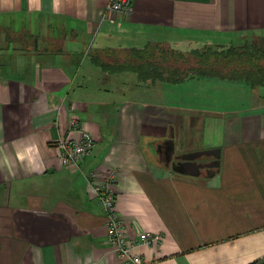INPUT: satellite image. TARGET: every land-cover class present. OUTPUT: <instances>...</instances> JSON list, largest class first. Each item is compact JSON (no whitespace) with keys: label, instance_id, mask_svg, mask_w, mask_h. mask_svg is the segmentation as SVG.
<instances>
[{"label":"crops","instance_id":"0c3cea01","mask_svg":"<svg viewBox=\"0 0 264 264\" xmlns=\"http://www.w3.org/2000/svg\"><path fill=\"white\" fill-rule=\"evenodd\" d=\"M111 1L0 0V28L36 37L27 50L0 53V264H127L111 248L92 172L115 173L129 236L163 235L160 247L132 249L143 264L262 260L264 91L243 102L245 92L225 91L215 77L146 83L103 69L93 54L243 42L264 35V0H131L130 12H106ZM195 84L209 92L189 94L202 96V108L183 106L186 95L174 91ZM72 110L95 139L78 166L63 165L55 144L75 136ZM170 139L175 158L220 148L219 170L176 171Z\"/></svg>","mask_w":264,"mask_h":264},{"label":"trees","instance_id":"16d2710c","mask_svg":"<svg viewBox=\"0 0 264 264\" xmlns=\"http://www.w3.org/2000/svg\"><path fill=\"white\" fill-rule=\"evenodd\" d=\"M259 36L264 37L262 34ZM35 43L34 35L21 36L11 29L0 28V53L8 45L27 50L28 45ZM103 52L93 54L94 61L103 69L134 71L140 81L146 83L165 81L176 84L195 77H215L251 87H264V44L249 43L247 40L228 45L205 44L189 50L154 42L142 48L106 49ZM119 53H124L122 59L117 57ZM250 264H264V258Z\"/></svg>","mask_w":264,"mask_h":264},{"label":"built area","instance_id":"2783aa9c","mask_svg":"<svg viewBox=\"0 0 264 264\" xmlns=\"http://www.w3.org/2000/svg\"><path fill=\"white\" fill-rule=\"evenodd\" d=\"M131 0H112L106 8L108 11L130 12ZM70 125L76 132L71 139L60 138L55 144L58 156L63 165L78 166L92 152L94 147V137L82 126L75 110L71 112ZM90 177L96 181L93 186L97 197L106 211L107 234L111 248L118 257L125 259L127 264H143L140 254L133 253L132 249L140 244L162 246L164 237L159 232H142L136 236H129L125 230L124 221L117 209V194L114 189L115 173L111 172L105 179H99L96 172H92Z\"/></svg>","mask_w":264,"mask_h":264},{"label":"rangeland","instance_id":"374dc122","mask_svg":"<svg viewBox=\"0 0 264 264\" xmlns=\"http://www.w3.org/2000/svg\"><path fill=\"white\" fill-rule=\"evenodd\" d=\"M260 34H257V33H248V35H245L244 36V39L245 40H247L249 43L250 42H253V43H257L258 45H263L264 44V37H260L259 36ZM234 43L235 44H238L239 42L238 41H234ZM162 47H164V46H162ZM160 50H158V52H159ZM123 56H124V53H119L118 55H117V57L118 58H120V59H122L123 58ZM131 73V75H133L134 77H135V81H137L138 80V78H137V75H136V73H134V72H130ZM214 79V81H219L218 83H220L219 85H220V88L221 89H223V90H231V91H233V93H237L238 95L239 94H244V92H245V98L242 100L243 102H249V101H251L252 100V94H253V96L254 95H256V94H259L261 91L263 92L264 91V87H251V86H249V85H247V84H245V83H240V84H237V82H234V81H227V80H221V79H219V78H213ZM231 85H233V86H231ZM234 85H238V86H235V87H237V88H239V87H243V85H246L247 86V88L246 89H236V88H234ZM187 88H182V90L180 91H174L176 94H179L180 95V93H182V94H184V95H186V96H184L185 97V99L184 100H188L187 102L188 103H184V105L183 106H192L191 108H193V107H201L202 106V104H203V100L201 99L202 98V96L200 95L199 96V99L198 100H195V99H191V98H196V96H190L189 94L190 93H193V94H195V92H196V89H198V93H209L208 91H207V89H206V86H200V85H194L192 88H189V86H186ZM202 88L204 89V91H202ZM207 91V92H206ZM248 92V93H247ZM197 93V92H196ZM139 95V94H138ZM138 97V96H137ZM189 97V99H191V100H189V99H186V98H188ZM204 97V96H203ZM159 98V97H158ZM259 98V97H258ZM254 100H257V97L254 99ZM239 101H241V98H239ZM181 102V101H180ZM196 104H199V105H196ZM196 105V106H195ZM202 108V107H201ZM203 108H206V107H203ZM179 110H181V111H183V110H185V111H188L189 110V108L188 107H184L183 109H179ZM194 116H196V114H193ZM186 117H187V119H191L192 118V116L191 115H189V114H187L186 115ZM196 118L200 121V122H202L203 120H204V116L203 115H200V116H196ZM94 145H95V139H94ZM179 149V148H178ZM160 233V232H159Z\"/></svg>","mask_w":264,"mask_h":264},{"label":"water","instance_id":"95a60500","mask_svg":"<svg viewBox=\"0 0 264 264\" xmlns=\"http://www.w3.org/2000/svg\"><path fill=\"white\" fill-rule=\"evenodd\" d=\"M167 153L169 161L173 158L174 154V141L168 140ZM208 154L214 156V160L210 163H199L198 157ZM221 149L213 148L209 150L195 151L179 155L177 161H172L173 168L183 174L199 175L202 172L203 167H207V174L209 176L216 173L220 168Z\"/></svg>","mask_w":264,"mask_h":264},{"label":"flooded vegetation","instance_id":"af4514ba","mask_svg":"<svg viewBox=\"0 0 264 264\" xmlns=\"http://www.w3.org/2000/svg\"><path fill=\"white\" fill-rule=\"evenodd\" d=\"M175 159H176V161L178 160L177 157L175 158V156H173V158L170 160V162L175 161Z\"/></svg>","mask_w":264,"mask_h":264}]
</instances>
